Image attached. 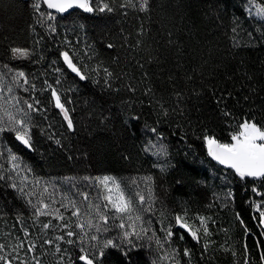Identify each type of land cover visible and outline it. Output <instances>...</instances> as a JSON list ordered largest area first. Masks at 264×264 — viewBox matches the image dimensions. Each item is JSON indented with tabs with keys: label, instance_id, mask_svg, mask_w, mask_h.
<instances>
[{
	"label": "trees",
	"instance_id": "trees-1",
	"mask_svg": "<svg viewBox=\"0 0 264 264\" xmlns=\"http://www.w3.org/2000/svg\"><path fill=\"white\" fill-rule=\"evenodd\" d=\"M34 2L0 0V77L19 99L13 113L31 137L29 148L14 131L0 133V264H85L81 247L90 253L107 239L119 243L132 230L129 223L142 238L104 249L100 264H264L263 222L253 215L249 193L207 154L202 138L214 132L227 141L244 118L264 124V22L248 15L249 0H148L146 11L143 0L127 7L121 5L128 0H105L112 12L53 13L55 20L47 19L42 0L39 11ZM256 2L264 7V0ZM13 48L29 55L14 56ZM19 72L28 84L13 79ZM34 100L38 112L25 103ZM13 163L17 168L9 171ZM103 176L115 177L134 200L143 195L144 203L137 202L132 221L124 218V230L119 214L108 211V231L89 230L98 240L81 244L74 236L67 244V231L81 233L69 201L81 208L87 229L86 205L101 203L103 210L106 203L94 179ZM91 219L102 224L95 212ZM62 235L65 240L56 239ZM49 239L52 244L43 243ZM29 243L36 248L26 254Z\"/></svg>",
	"mask_w": 264,
	"mask_h": 264
},
{
	"label": "snow or ice",
	"instance_id": "snow-or-ice-1",
	"mask_svg": "<svg viewBox=\"0 0 264 264\" xmlns=\"http://www.w3.org/2000/svg\"><path fill=\"white\" fill-rule=\"evenodd\" d=\"M131 3V0H128V3L122 4L121 7H127ZM43 4L47 6L48 9L55 10L56 13H67L69 10L72 9H82L85 12H104L107 10L108 12L113 11V7L106 3L105 0H43ZM134 6V5H133ZM148 6V0H143V2L140 5V9L142 11H146ZM32 7L39 11L41 4L39 0H36L32 4ZM259 14H264V7H261L258 11ZM41 15H45L44 13H41ZM48 20H55L56 17L53 15V12H47L46 13ZM55 29H53L54 31ZM111 47V45H109ZM12 53L14 56H19L23 58H27L29 55L28 49H21V48H13ZM63 58L65 62L67 63L68 67L78 75L80 74V69L76 66V64L73 62L72 58L69 56L67 52H64ZM110 75V73H109ZM20 77L24 78V84H28L29 81L27 77L25 76L24 72H19L13 79H18ZM81 79H84L83 76H81ZM59 83V81H57ZM18 87H22L23 85H17ZM32 88H35V85H31ZM49 87H51L49 85ZM27 90V89H26ZM5 91L3 87H0V94H2ZM8 92L12 91V88L9 87L7 89ZM52 96L55 97V106L59 109H61L64 113V118L67 120L68 128H72V120L69 118L68 110L64 107V104L61 103V97L56 93L55 89H52ZM12 100L16 102V104H19V99L15 96L11 97ZM27 108L32 111H40V109L37 107L39 105V100H34L33 103H27ZM15 106V105H14ZM16 111L18 113H23L24 116H28L29 113L25 112L23 108H17ZM165 114H167L165 112ZM225 116H230L231 113L224 112ZM5 115L8 117L9 124L6 127L2 122H0V133L8 131H14L16 134V139L21 141L25 146L31 148V137L28 133V128L25 124V120L23 118L17 119V116L14 115L11 112H5ZM2 117H0V121H2ZM16 125H20V128H17ZM153 132L156 130L153 128ZM203 140L206 145L207 154L215 160L218 164L225 166L226 169H231L237 176L241 178V180L245 178H252L253 180H260L264 181V124H259L255 121V119H248L244 118L240 120L235 126H233V130L229 134V138L227 141H224L222 139H219L217 135L213 132L211 134L205 133L203 135ZM59 143V141H57ZM160 151L165 152L166 154V148L161 146ZM9 159L13 162H16L19 160V158L11 154L9 152ZM17 168V164L13 163L12 169L9 171H14ZM30 170V169H29ZM4 177H0V179H3ZM85 179H91L86 177ZM99 185L103 187L105 190V194L102 197L103 203V210L101 207V203H88L86 205V209L83 213L84 216L89 217L87 220V229L85 227V221L81 219V208L78 207L75 203V201H69L72 212L71 215L77 217V223L75 227L81 229V233H76L75 231H67L66 236L69 237V239L66 240L67 244H73L75 241L71 239V237L78 236L79 241L81 244L90 242V241H96L98 240V237L96 235H92L89 237V230L92 228H95L97 232L108 231L107 227H104L108 225L109 222V216L107 214L108 211L113 212L114 214H119V218L121 219V223L117 225L121 230L125 229V223L123 222L124 218L127 217L128 221L133 220V213L137 211V202L140 204H143L145 201V197L139 193H135L136 200L133 199V195L126 194V191L121 187L120 183L117 182L115 177L111 176H103V177H95L94 178ZM150 179V178H149ZM112 185L111 187L109 185ZM12 187H16L15 184L12 185ZM22 191V190H21ZM84 201H89L88 194L82 193ZM35 207V205L33 206ZM49 205L44 204L43 209H48ZM43 209L37 208V212H39L41 215H51V212L44 211ZM55 212V218L60 221H64L65 217L62 213H60L59 209H54ZM91 212H95L96 215L99 218V221L102 222V224H93L91 219ZM261 216H264V212L261 213ZM116 216H113V219H115ZM136 220H140L141 217L139 215L135 216ZM178 222L180 221V217L175 218ZM50 222L45 223L42 225L44 229L49 228ZM182 227L187 228V224H182ZM63 228L67 229L70 227L69 223H65L62 225ZM128 227L131 228V231L124 230L122 232V236L120 238V242L117 243L113 239H107L104 241L102 247L99 248V251H92V252H85L84 248L81 247L80 251L84 253L83 255L79 256V259L81 261H85V264H100V261L98 257L104 256V249H107L109 247L112 248H120L122 244L127 243L129 246H134V240L132 239L135 237V239L139 240L141 239L140 233H137L135 227L129 223ZM189 231L191 232V235L193 238L199 239L197 237V234L195 231H192L189 228ZM140 232L147 234V229L143 228L141 226ZM28 233L25 232V236H27ZM167 235L170 237L172 235L171 231H168ZM87 238V239H86ZM57 240H65V236H59L56 238ZM44 244H52V240H44ZM157 243H159V240L157 239ZM43 245H41L42 247ZM5 245L0 244V249H3ZM17 248L24 247V242L21 241L18 245H16ZM56 251L60 252L62 249L60 248L59 244L55 245ZM36 248V245L34 243H29L27 246L26 254L29 251H32ZM93 248H96V245H93ZM15 250V249H14ZM125 256H127V252L123 253ZM185 255H189L188 250H185ZM35 259V257H34ZM262 259H264V254H262ZM0 260H5L4 256H0ZM7 264H11V261H8ZM24 264H27V261L24 262ZM36 264H39V260H36Z\"/></svg>",
	"mask_w": 264,
	"mask_h": 264
},
{
	"label": "built area",
	"instance_id": "built-area-1",
	"mask_svg": "<svg viewBox=\"0 0 264 264\" xmlns=\"http://www.w3.org/2000/svg\"><path fill=\"white\" fill-rule=\"evenodd\" d=\"M237 182L244 188L245 192L248 191L249 199L247 202L251 209H255L256 217L264 223V216H261V213L264 212V181L253 180L252 178L241 180L238 176Z\"/></svg>",
	"mask_w": 264,
	"mask_h": 264
},
{
	"label": "rangeland",
	"instance_id": "rangeland-1",
	"mask_svg": "<svg viewBox=\"0 0 264 264\" xmlns=\"http://www.w3.org/2000/svg\"><path fill=\"white\" fill-rule=\"evenodd\" d=\"M261 7L263 6L258 4L256 0H249L248 5H247V13L249 16L254 17L264 22V14L258 15V11ZM0 87H3L5 89V91L2 94H0V117L3 118L2 121L0 122H2L5 125L6 123H9L8 117L5 115V112L6 111L11 112V113L14 112L13 111V100L11 99L12 92L7 91L8 86L4 84V80H2L1 77H0ZM16 127L20 128L21 126L16 125ZM109 186L111 187L112 185L110 184Z\"/></svg>",
	"mask_w": 264,
	"mask_h": 264
},
{
	"label": "water",
	"instance_id": "water-1",
	"mask_svg": "<svg viewBox=\"0 0 264 264\" xmlns=\"http://www.w3.org/2000/svg\"><path fill=\"white\" fill-rule=\"evenodd\" d=\"M42 2H43V0H42ZM44 6L46 7V9H47L49 12H53V13H55V14H60V15H67V14H70L71 12H73V11H76V10H82V9H72V10H69V12H67V13H56L55 10H53V9H48L46 5H44ZM214 161H215V160H214ZM215 162H216V161H215ZM216 163H217V162H216ZM217 164H218V163H217ZM218 165H220V164H218ZM220 166H222V167L225 168V166H223V165H220ZM263 230H264V223H263Z\"/></svg>",
	"mask_w": 264,
	"mask_h": 264
},
{
	"label": "bare ground",
	"instance_id": "bare-ground-1",
	"mask_svg": "<svg viewBox=\"0 0 264 264\" xmlns=\"http://www.w3.org/2000/svg\"><path fill=\"white\" fill-rule=\"evenodd\" d=\"M253 215L255 216V209H252ZM257 220V219H256ZM258 226V225H257ZM260 226V225H259Z\"/></svg>",
	"mask_w": 264,
	"mask_h": 264
}]
</instances>
